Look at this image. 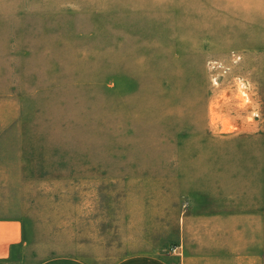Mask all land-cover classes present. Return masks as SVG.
<instances>
[{
	"label": "rangeland",
	"instance_id": "1",
	"mask_svg": "<svg viewBox=\"0 0 264 264\" xmlns=\"http://www.w3.org/2000/svg\"><path fill=\"white\" fill-rule=\"evenodd\" d=\"M0 29L39 76L40 183L71 169L65 193L0 191V213L38 231L37 257L77 251L79 234H48L54 203L78 213L81 168L97 165L104 211L151 201L170 223L179 208L203 234H241L264 263V0H0ZM1 161L0 180L17 182L16 160Z\"/></svg>",
	"mask_w": 264,
	"mask_h": 264
},
{
	"label": "crops",
	"instance_id": "2",
	"mask_svg": "<svg viewBox=\"0 0 264 264\" xmlns=\"http://www.w3.org/2000/svg\"><path fill=\"white\" fill-rule=\"evenodd\" d=\"M4 33L5 30L0 29V175L9 174L1 160H16L14 173L10 174L16 176L17 182L0 180V191L31 192L27 193L32 196L31 201L48 189L65 193L72 187L64 176L71 174L70 167L61 164L51 167L58 170L52 174L59 177H55L53 185L40 183V160L45 158V151L40 154L38 144L40 138L47 140L48 134L41 132L37 120L38 85L36 80H29L39 76L34 72L33 60L29 62L30 56L25 62L23 48L17 39L8 40L3 37ZM19 78L28 79L24 82ZM8 142L18 143V150H2L1 144ZM81 169L90 177L80 183L84 195L76 205L78 213L73 211L71 202L54 203L60 211L54 221L60 225L48 231V234H79L77 251L70 249V242L67 252L37 257L32 246L38 231L29 225L27 215L0 213V264L15 262L19 254L22 263L30 259L35 262L33 264H264L263 253L258 248L245 242H233V238H241V234L233 237V234H216L209 229L203 234L196 224L203 217L184 212L180 216L179 208H171L176 218L170 223L167 208L159 207L163 217L155 213L151 201L136 200L137 206L132 205L129 198L121 206L112 201L110 209L104 211L103 188L98 180L100 167ZM121 234H127L122 245ZM130 234H135V241L130 240Z\"/></svg>",
	"mask_w": 264,
	"mask_h": 264
}]
</instances>
